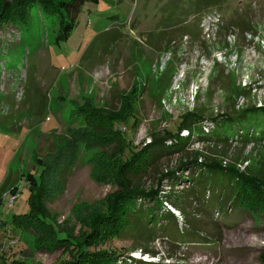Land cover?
<instances>
[{
    "label": "rangeland",
    "instance_id": "374dc122",
    "mask_svg": "<svg viewBox=\"0 0 264 264\" xmlns=\"http://www.w3.org/2000/svg\"><path fill=\"white\" fill-rule=\"evenodd\" d=\"M12 1L0 0V12ZM213 15H220L219 24L209 23ZM56 36L57 26L37 8L17 28L0 26V264H74L75 246L49 243L54 232L77 244L93 233V220L119 192L107 179L117 161L176 134L188 115L208 122L193 125L201 137L218 116L264 108V0H97L83 8L68 41L57 43ZM88 104L122 119L106 120L102 129L101 118L90 127ZM250 117L245 126L264 131L261 114ZM221 127L222 121L216 133ZM196 159L256 174L260 166L264 171V141L192 140L158 156L138 179L147 190L160 188L177 226L164 228L162 219L173 217L163 212L144 234L129 228L89 251L117 254L118 264H261L264 210L227 204L209 216L200 206L211 208L215 197L206 202L196 194L203 189L195 185L203 184L163 179ZM195 167L184 175L199 179ZM43 169L36 193L48 225L25 223L33 209L24 177H39ZM193 186L191 202L185 191ZM169 197L185 203L184 214L165 204Z\"/></svg>",
    "mask_w": 264,
    "mask_h": 264
},
{
    "label": "trees",
    "instance_id": "16d2710c",
    "mask_svg": "<svg viewBox=\"0 0 264 264\" xmlns=\"http://www.w3.org/2000/svg\"><path fill=\"white\" fill-rule=\"evenodd\" d=\"M96 1L97 0H14L12 3L5 2L0 12V26L6 25L17 28L19 25L27 23L31 18L32 9L37 8L42 19H45V21L51 20L52 23L57 26L56 42L68 41L78 27V20L83 8L88 3H95ZM129 105H131V101L127 98L125 100V107ZM84 111L86 112L85 118H88L90 122V127L96 125V122L101 118L99 124L102 129H105L103 126L106 120H109V122L113 120L115 123V121L117 122L122 119L119 114H108L103 116L101 111L91 108L90 104L84 108ZM253 114H261V117L264 118V108L261 107L257 110L243 111L236 117L231 115H224L223 117L218 116L211 121L212 127H210V132L208 134H203L201 137H195L194 134H197V131H193V125L196 122H208L204 118L191 114L182 121L179 132L176 134L167 133L166 137L155 139L152 144L141 151L129 152L125 160L123 158L121 161L119 160L115 163V170L113 167V169L109 171V177L107 179L109 182L119 187V192L113 197L114 199L106 212L100 214L93 220V233L87 236L81 244H77L67 237L59 240L54 232V237L52 236L54 241L49 243V246H52L51 249L64 248V250H69L72 245L75 246V248H77V254L74 264H118L121 260L119 255L112 254L107 250L90 252L88 248H97L100 243L103 244L121 236L129 228L139 230L144 234V229L150 227L151 223L154 221L152 217H156L159 214L161 215L163 212L173 217V219L170 218V221H164V219H162V222L165 223L164 228L169 227L168 225L170 224L177 226V219L174 214L170 213L164 207L163 197L160 196V188L145 189L139 181L141 178L138 179L139 175H144L158 156L180 152L190 146L192 140H194V142L199 141L203 143H213V141L228 143L231 140H242L245 143L264 141V131L260 132L258 127L253 124L245 126V124L249 123L247 121H251L249 118H252L250 116ZM220 121H222V131L216 133ZM196 127L198 128V125ZM185 129L190 135L184 139L182 130ZM195 166L200 169L199 179L196 180L193 174L189 176L184 175L188 168L194 169L196 168ZM181 168L182 171L180 173L177 171L169 173L165 175L163 179L172 177L178 182H184V184L189 183L192 185V183L194 184L195 182L203 184V186L195 185L197 188L201 187L203 189L202 191H196V194L200 195L201 192L204 193L206 202H209V200L211 201L213 196L215 197V200H213V207L211 206V208H209L206 204L200 206L206 215L214 216L215 210L223 211L228 207H224L227 204L229 206L236 205L250 212L260 213V211L264 210V171L261 169V166L258 168L257 173L252 175L240 172L233 165L222 167L216 162L199 164L197 159L192 163L185 162L181 164ZM45 172L46 169L41 170L42 174H40L39 177L31 173L27 177H24L32 193L30 203L33 209L31 217L25 219V223L29 222V224H31L32 220L34 222L39 220L43 223L45 221L39 209L38 201L40 199L36 193V191L40 190L42 187V175L45 174ZM215 176H219L222 180ZM209 178H211V182L207 184V179ZM202 180H205V182ZM223 180L227 183H224ZM195 186L185 191L191 202L195 198ZM4 187L3 185L1 190ZM11 192L13 195H16L17 190L14 189ZM225 193L228 194L227 198H224ZM229 193H231V196H229ZM221 196H223L222 200H226L225 202H220ZM167 199L169 201H166L165 204L170 206L174 211L177 210L184 214L185 210L183 206L186 205L183 201L178 200L179 202H177L175 197H169ZM197 200L200 202V199ZM140 203H145L146 206H144V204L141 206L139 205ZM145 212H149L151 218H146L144 215ZM34 216L36 217L34 218ZM21 220L24 219H19L18 225L24 228L25 223H22ZM45 224L48 225L47 219ZM42 246L44 247V244ZM260 262L264 264V250L261 254Z\"/></svg>",
    "mask_w": 264,
    "mask_h": 264
},
{
    "label": "built area",
    "instance_id": "2783aa9c",
    "mask_svg": "<svg viewBox=\"0 0 264 264\" xmlns=\"http://www.w3.org/2000/svg\"><path fill=\"white\" fill-rule=\"evenodd\" d=\"M220 15H213L209 21V23L219 24L220 22Z\"/></svg>",
    "mask_w": 264,
    "mask_h": 264
}]
</instances>
